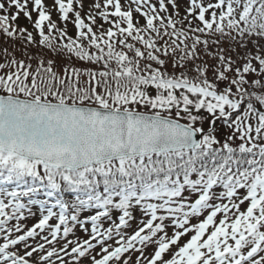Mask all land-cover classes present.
<instances>
[{"label": "snow or ice", "instance_id": "snow-or-ice-1", "mask_svg": "<svg viewBox=\"0 0 264 264\" xmlns=\"http://www.w3.org/2000/svg\"><path fill=\"white\" fill-rule=\"evenodd\" d=\"M0 264H264V0H0Z\"/></svg>", "mask_w": 264, "mask_h": 264}, {"label": "trees", "instance_id": "trees-1", "mask_svg": "<svg viewBox=\"0 0 264 264\" xmlns=\"http://www.w3.org/2000/svg\"><path fill=\"white\" fill-rule=\"evenodd\" d=\"M53 18H54V19L56 18L55 14L53 15Z\"/></svg>", "mask_w": 264, "mask_h": 264}]
</instances>
